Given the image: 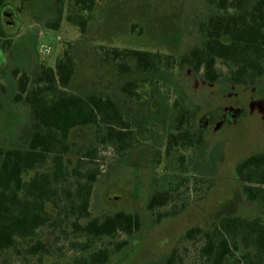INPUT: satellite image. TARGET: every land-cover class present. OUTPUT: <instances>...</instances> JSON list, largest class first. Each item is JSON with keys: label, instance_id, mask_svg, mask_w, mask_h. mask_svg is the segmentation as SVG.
<instances>
[{"label": "trees", "instance_id": "16d2710c", "mask_svg": "<svg viewBox=\"0 0 264 264\" xmlns=\"http://www.w3.org/2000/svg\"><path fill=\"white\" fill-rule=\"evenodd\" d=\"M4 1L0 0V6ZM210 1L209 12L197 23L201 40L179 56L100 46L104 63L120 74H139L121 85L123 93L134 100L147 98L158 103L157 78L161 76L156 74L174 67L201 73L207 82L226 74L230 82L245 86L264 76V0ZM66 2L68 20L74 19L84 32L97 0ZM74 71L70 47L63 49L54 66L40 63L32 73L17 68L13 71V101L23 103L30 118L20 128L17 144L0 146V252L9 251L21 260L34 258L38 262L33 264H107L110 256L128 243L126 238L116 237L131 236L141 227L140 217L125 210L92 215L90 199L102 171L100 149L111 148L123 157L147 140L146 130L138 118L127 117L109 95L69 91ZM172 105L176 113L164 153L178 152L183 168L184 151L205 144L204 130L200 124L194 126L196 110L185 106L180 98ZM78 127H92L94 137L75 150L70 134ZM73 151H78L74 159ZM235 174L245 198L259 208L260 214L223 215L211 228L187 229L184 239L200 242L199 257L205 264H264V151L240 160ZM189 177H166L165 184L149 196L146 206L151 212L173 206L171 211L158 212L156 219L184 208L189 189L181 192L179 185ZM42 228L70 239L72 255L68 260L44 261L52 249L39 236ZM180 259L175 247L157 264H179Z\"/></svg>", "mask_w": 264, "mask_h": 264}, {"label": "rangeland", "instance_id": "374dc122", "mask_svg": "<svg viewBox=\"0 0 264 264\" xmlns=\"http://www.w3.org/2000/svg\"><path fill=\"white\" fill-rule=\"evenodd\" d=\"M66 1L62 5L60 0H5L0 6V146L17 144L20 128L30 118L28 108L13 101L14 69L32 73L40 63L54 66L63 49L70 47L75 71L68 90L81 95H109L127 117L141 121L147 134V140L123 157L111 148L99 152L102 171L90 199L92 215L125 210L141 219L138 231L116 237L126 238L128 243L112 254L107 264H157L175 247L181 257L179 264H205L199 257L200 242L184 239L187 229L211 228L223 215L260 214L259 208L245 198L235 166L248 155L264 151V76L245 86L230 82L226 74L207 82L201 73L174 67L156 74L161 76L157 78L158 103L147 98L134 100L121 91V85L139 74H120L104 63L100 46L179 56L201 40L197 23L209 12L211 1L97 0L84 32L74 19L68 20ZM177 98L196 110L194 126L201 125L205 138L201 147L184 151L183 168L178 152L164 153L176 113L172 104ZM93 135L92 127L72 130L74 149L83 148ZM76 156L78 151H73L71 157ZM174 174L190 176L188 182L179 185L181 192L189 189L185 194L188 200L174 215L156 219L158 212L171 211L173 206L151 212L146 206L148 198ZM39 236L52 249V254L43 258L45 262L66 261L72 255L70 239L63 233L42 228ZM36 262L30 257L17 259L9 251L0 252V264Z\"/></svg>", "mask_w": 264, "mask_h": 264}]
</instances>
